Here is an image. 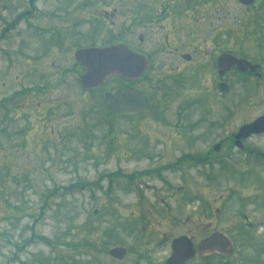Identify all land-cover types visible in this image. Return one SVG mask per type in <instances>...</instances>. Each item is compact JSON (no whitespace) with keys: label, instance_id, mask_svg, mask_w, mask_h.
I'll return each instance as SVG.
<instances>
[{"label":"rangeland","instance_id":"374dc122","mask_svg":"<svg viewBox=\"0 0 264 264\" xmlns=\"http://www.w3.org/2000/svg\"><path fill=\"white\" fill-rule=\"evenodd\" d=\"M111 43L148 73L86 91L75 52ZM223 53L261 77L234 68L221 95ZM129 84L147 107L113 117L104 93ZM262 115L264 0H0V264H165L214 232L233 254L188 264H264V162L230 146Z\"/></svg>","mask_w":264,"mask_h":264},{"label":"water","instance_id":"95a60500","mask_svg":"<svg viewBox=\"0 0 264 264\" xmlns=\"http://www.w3.org/2000/svg\"><path fill=\"white\" fill-rule=\"evenodd\" d=\"M245 5H252L255 0H239ZM76 59L86 68L81 76L84 88L94 89L99 87L111 75H121L129 79L140 77L147 68L146 58L134 53L128 46L117 44L105 48L80 49L75 54ZM220 74L224 75L236 66L240 71L255 72L257 65L250 61L237 58L231 54H223L218 59ZM222 90H228L227 84H221ZM106 109L115 116L134 115L140 113L145 107L144 95L132 87H124L116 93H106L104 96ZM264 132V116L254 122L240 128L236 138L238 140L247 138L251 134ZM239 144V143H238ZM230 240L222 233H213L210 237L201 241L198 252L204 253L208 250L217 249L222 253L231 254ZM172 254L166 264H185L196 254V249L191 240L181 236L172 241ZM124 247H114L109 254L122 259L126 255Z\"/></svg>","mask_w":264,"mask_h":264},{"label":"flooded vegetation","instance_id":"af4514ba","mask_svg":"<svg viewBox=\"0 0 264 264\" xmlns=\"http://www.w3.org/2000/svg\"><path fill=\"white\" fill-rule=\"evenodd\" d=\"M141 41H143V37H141ZM178 48H179V45H178ZM147 57V60H148V56H146ZM178 61H179V63L178 64H184L185 66H188V65H190L191 63H193V61H192V55H190L189 53H185V54H182V55H180V57H178ZM148 70H149V68H150V63H149V60H148ZM255 64V63H254ZM257 65H258V67H257V70H256V72L255 73H252L251 71H246V72H241L242 74H249V75H254V76H256V77H258V78H260L261 76H260V74L258 73V70L260 69V67H261V65L262 64H258V63H256ZM234 69V68H233ZM148 70H147V72H148ZM220 82H219V84L220 83H222V82H225V81H223V79L222 80H219ZM227 83V82H226ZM228 91H225V92H221V95H224V93H227ZM146 97H147V102H148V96L146 95ZM146 109V108H145ZM144 112V111H143ZM222 122H224V120L222 121ZM258 135H264V132H260V133H256V134H253L252 136H258ZM251 136V137H252ZM247 139H249V138H247ZM247 139H243V140H240V142H239V144L237 145L236 144V139L234 140V141H232L231 142V147L233 146V147H237V149L238 150H241L243 153H246V162L248 161V160H255L256 162H260V163H262V162H264V151H261V150H259V149H257V148H255V147H251L250 146V144H249V142H247V141H245V140H247ZM221 147H222V145L220 144V143H218V144H216V145H214L213 146V150L215 151V152H219L220 151V149H221ZM252 158V159H251ZM205 160L207 161V160H209V158H205ZM212 235V234H211ZM184 236H186V237H188L190 240H191V242L194 244V246L196 247V246H198V244L201 242V241H203L204 239H202L197 245L195 244V242L192 240V238L190 237V236H188V235H184ZM210 236V235H209ZM209 236H207L206 238H208ZM205 238V239H206ZM208 253H211V251L210 252H208ZM203 256V255H205L204 253H199V254H196L195 255V257L192 259V260H194L197 256Z\"/></svg>","mask_w":264,"mask_h":264}]
</instances>
